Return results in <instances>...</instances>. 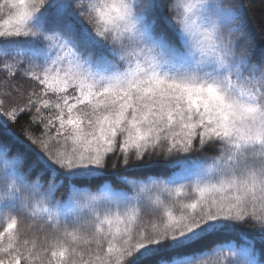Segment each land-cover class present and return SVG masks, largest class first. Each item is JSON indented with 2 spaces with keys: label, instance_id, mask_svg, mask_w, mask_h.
Segmentation results:
<instances>
[{
  "label": "snow or ice",
  "instance_id": "obj_1",
  "mask_svg": "<svg viewBox=\"0 0 264 264\" xmlns=\"http://www.w3.org/2000/svg\"><path fill=\"white\" fill-rule=\"evenodd\" d=\"M257 47L242 0H0V264H264Z\"/></svg>",
  "mask_w": 264,
  "mask_h": 264
},
{
  "label": "trees",
  "instance_id": "obj_2",
  "mask_svg": "<svg viewBox=\"0 0 264 264\" xmlns=\"http://www.w3.org/2000/svg\"><path fill=\"white\" fill-rule=\"evenodd\" d=\"M242 3L245 5L247 27L257 42L259 55L260 46L264 44V0H242Z\"/></svg>",
  "mask_w": 264,
  "mask_h": 264
}]
</instances>
